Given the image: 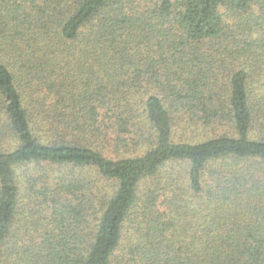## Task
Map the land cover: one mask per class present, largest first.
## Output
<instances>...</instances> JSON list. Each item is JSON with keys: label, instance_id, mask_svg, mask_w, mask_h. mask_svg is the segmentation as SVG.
<instances>
[{"label": "trees", "instance_id": "1", "mask_svg": "<svg viewBox=\"0 0 264 264\" xmlns=\"http://www.w3.org/2000/svg\"><path fill=\"white\" fill-rule=\"evenodd\" d=\"M0 264H264V0H0Z\"/></svg>", "mask_w": 264, "mask_h": 264}]
</instances>
